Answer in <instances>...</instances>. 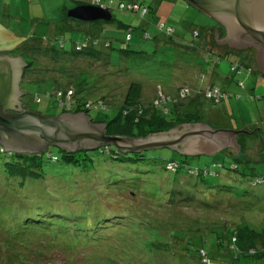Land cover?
<instances>
[{
    "label": "rangeland",
    "instance_id": "374dc122",
    "mask_svg": "<svg viewBox=\"0 0 264 264\" xmlns=\"http://www.w3.org/2000/svg\"><path fill=\"white\" fill-rule=\"evenodd\" d=\"M91 1L0 0V22L23 37L11 52L30 61L20 84L25 106L48 115L60 113L61 107L54 98L43 94L44 89L51 90L53 79L57 85L69 87L84 74L89 75L90 84L103 85L87 95L105 93L106 100L113 103H121L130 83L138 81L139 100L144 105L160 95L182 97L184 90L180 85L203 84L208 78L223 86L225 74L231 77L230 90L240 94V98L236 93L226 98L232 101L229 107L224 99L211 102L203 96L182 106L197 110L212 128L246 130L241 132L245 133L243 157L250 159L238 165L239 170L247 174L221 168L217 175L204 179L189 176V165L203 166L211 159H222L224 154L220 151L212 155L183 153L188 155L183 157L170 146H153L141 151L142 156L123 159L112 158L94 146L90 147L95 149L92 160L66 164L57 147L49 145L43 153L41 176L27 178L20 184L18 178L6 181L0 172V264H197L192 256L193 248L201 243L208 249L214 264H264V259L255 256H244L241 252L238 257L235 255L244 246V239L227 243L222 236L223 240L217 243L216 235L205 231L222 220L250 221L255 226L264 224V182L255 185L249 182L253 175L264 173V111L261 109L264 84L254 82L255 75L248 70L257 67L255 47L229 48L237 53L234 58L240 57L243 66L241 72H232L229 54L218 64L205 60L209 45L216 46L212 50L219 54L225 48L217 47L214 30L209 32L217 20L203 10L185 0H171L173 6L167 9V14H158L155 7L158 0H137L139 4L154 7L140 17L117 7L119 1L130 0H112V23L99 20L105 28L102 36L109 37L111 45L97 46L109 56L107 66L100 57L73 53V43L85 38L87 32L75 23L95 21L70 18L66 10ZM108 1L97 2L109 4ZM153 19L169 24L173 28L172 35L157 30ZM66 20L70 24L67 25ZM118 20L137 27L129 40L124 38V26H117ZM93 26L92 31L99 34L101 27ZM144 29L150 38L143 37ZM193 29L199 30V34L193 33ZM55 36L64 37L63 48L54 42ZM49 43L54 44L55 50H45ZM199 43L204 50L198 47ZM243 77L245 89L233 83ZM89 83H85L80 96L85 97L84 93L91 88ZM251 85L253 88L249 89ZM34 92L40 94V102L34 100ZM252 93L263 96L255 98ZM238 98L240 104L235 105ZM88 113L94 116L96 110L90 109ZM102 114L103 111H99V115ZM251 122L255 124L244 127ZM119 149L121 156L135 157L134 151ZM47 152L56 153L58 159L52 161ZM6 153L5 150L0 152L1 160ZM225 156V160L230 158L227 153ZM169 159L178 160L172 171L165 169ZM130 189L136 194L129 193ZM223 191H230L233 196L221 194ZM207 200H212L209 207L203 203ZM241 204L246 208L240 210ZM13 222L17 224L14 228L19 229L17 232H14ZM44 227L51 228L49 236L37 231L34 235L33 229ZM192 231H197L196 235ZM255 244H261V240Z\"/></svg>",
    "mask_w": 264,
    "mask_h": 264
},
{
    "label": "trees",
    "instance_id": "16d2710c",
    "mask_svg": "<svg viewBox=\"0 0 264 264\" xmlns=\"http://www.w3.org/2000/svg\"><path fill=\"white\" fill-rule=\"evenodd\" d=\"M91 2H94L92 0ZM109 4L105 3H100V4H105L106 6L110 7L112 0L108 1ZM138 3V1L135 0H130L126 3ZM123 4L120 6L119 4ZM126 3L123 1H119L117 4V7L119 9H125V10H130L132 12L137 13L140 17H144L147 12H149V7L147 4H142L138 9H134L132 6H126ZM141 7H145L146 11L142 12L140 9ZM155 12V10H154ZM158 14H163L160 12H157ZM167 14V13H165ZM114 19V16L112 14V18L110 20H94L95 23L99 24L101 27L100 33H93V34H87L85 38L82 40H77L73 43V53L74 54H87L89 56H97L100 57V61L103 62L102 59H105L106 64L108 66V58L109 56L106 55V53L103 52V50L97 48L98 45H102L103 47H109L111 45V41L109 37H104L102 34L105 32V28L102 24V22H99V20H102L103 22H111ZM152 24L156 26L157 30L160 32H163L166 35H172L173 33V28L169 26V24H166L163 21H158L157 19H153ZM218 24V23H217ZM215 24V25H217ZM214 25V26H215ZM125 28L126 33H125V40H129L132 36V31L134 28L136 29L137 27H134L130 24H126L120 20H118V25ZM145 30V29H144ZM223 31V30H221ZM193 33H196V35L199 34V30L193 29ZM222 35L224 34V31L221 33ZM150 34L145 30L144 31V38H150ZM63 36L54 37V42H58L60 47H64V41H63ZM46 39V37L44 38ZM215 41V40H214ZM85 44L81 48L77 47L80 46V44ZM50 44V43H49ZM215 44V43H214ZM53 43L45 47V50H53ZM216 45V44H215ZM224 45H220L217 47H223ZM210 49L207 48V51H205V60H212L213 64H218L223 58H226V54L230 55L229 58V68L232 72H236V68H240V71L242 70V65H241V59L234 58L232 57L233 55H237V53L232 52V51H225L222 50V53H214L212 45H209ZM227 49L225 46L223 47ZM216 49V48H215ZM55 50V49H54ZM220 52V51H219ZM232 52V54L230 53ZM232 55V56H231ZM217 58V59H216ZM27 63L30 64V61H27ZM28 64V65H29ZM238 65L242 67H238ZM231 66H234V69L231 68ZM224 74V73H223ZM248 74V73H247ZM203 77V76H202ZM220 78V76L218 75ZM85 78V82L83 79ZM224 78L230 79L231 77H227L224 74ZM92 79H95L92 77ZM55 79L52 80V88L51 90L49 88H45L43 94L49 98L52 97L55 99V101L58 103V105L61 107V111L64 110H70L73 112H79L83 111L87 115H89L88 111L90 109L96 110V114L94 116H90V120L92 122H104L105 123V131L109 134H122L125 136H142L144 137L146 131H154V130H163V129H168L176 126L179 123H185V122H205L202 120V117L199 115L197 110H188L185 108L184 105L185 103L192 102L196 100L199 96H203L210 100L211 102H219L222 99H226L229 97H232L235 95L230 89L225 88L223 86L218 85L213 79L208 78L203 84H198V83H191L190 85L184 84L180 85V89L184 90V95L182 97L178 96H173V95H165L162 96L160 95L157 99L153 98L151 102L147 105H144L141 103L139 100L140 96V90L141 86L138 83V81H132L130 85L128 86V89L126 91V94L122 100L121 103L117 102H111L109 100H106V95L105 93L94 95V96H88L89 94L94 93V89L102 87L103 85L98 86V84L94 83L93 85L90 84L89 80V75L84 74L76 81L74 84H72L69 87H61L60 85H57V81H54ZM201 80V79H200ZM214 82H213V81ZM37 81V80H35ZM47 81V80H46ZM88 81V82H87ZM84 83V84H83ZM85 83H89L90 89H88L84 94L85 97L80 96L81 92L85 88ZM236 86L239 88L245 87V79L244 77L242 79H237L236 82H233ZM73 85H75L73 87ZM84 85L83 87H81ZM65 88H68V90L65 91ZM208 89H211V92L215 94H208ZM71 91V92H69ZM88 94V95H87ZM251 95H254L253 93ZM259 96H255V98H260V94H256ZM39 96V100H36V97ZM87 96V97H86ZM236 96H240V94L236 93ZM34 100L36 102H40L42 100L40 94L38 92H34ZM62 102V103H61ZM171 102V105H168V103ZM66 103H69L68 107L65 108ZM113 111H111V110ZM197 109V107H195ZM37 111V110H35ZM99 111H103L102 115H99ZM40 113L44 114L42 111ZM58 114V113H57ZM256 127V126H255ZM255 129H258L256 127ZM249 135H252L254 133H247ZM245 133H239L236 137L237 143L239 145V151L236 152L234 148L225 146L219 149L216 152H223V158L220 159H211L210 162L207 164H204L203 166H188L189 169V176L197 177L200 179H204L205 177L208 176H215L218 174L219 169L221 168H226L227 170H239V165L238 163L240 161H244L245 159H250V158H245L244 159V153L243 150H245V145L243 141V136ZM111 144L114 143H101L98 146H96V149H99L100 152H104L109 154L110 157L112 158H123V159H128L132 158L135 159L138 156H142L140 154L141 151L145 149H139L134 151L133 153L135 154V157H131L129 154H123L122 156L120 155L121 150L119 148L111 146ZM56 146V145H55ZM57 150L60 151V158L64 160V163H76V161H82L84 163V160H92V151H94V148H78L76 150H65L59 146H56ZM49 146L40 151L36 152H20V151H12V150H6L4 146L0 143V152L7 151L6 157L4 160L0 159V172H2V176L5 177L6 181L13 179V178H18L20 184L25 183V179L27 178H32V177H39L41 176L42 172L40 171L42 169L41 165L43 163V153L47 151ZM94 149V150H93ZM147 149V148H146ZM124 152H127L124 150ZM129 152V151H128ZM214 152V153H216ZM182 153V152H180ZM213 153V154H214ZM228 154L230 158L228 157L227 160L225 154ZM183 154V153H182ZM203 153H196V154H188V155H199ZM186 154H183L184 156H188ZM204 155H212V154H204ZM47 157L51 159L52 161H56L58 159V156L54 152H47ZM224 159V160H223ZM184 161V160H182ZM225 161H229L227 164ZM246 161V160H245ZM175 162H178L176 159H169L166 160L165 163V169L172 171L171 168L174 166L173 164ZM241 175H246L247 173L243 170H239ZM187 174V173H186ZM249 182L252 185H255L257 183H262L264 182V173L263 174H257L253 175L252 178L249 179ZM31 186V185H30ZM225 189V188H221ZM228 190V189H226ZM132 195L136 194L135 190L130 189V192ZM221 194H227L230 196H233L230 194V191H223ZM214 199V197H213ZM212 199V200H213ZM205 202L203 201L205 206H210L211 201ZM66 201V200H64ZM240 210L245 209V205L241 204L240 205ZM64 208V207H63ZM14 223V222H13ZM229 223V225L227 224ZM227 224V225H225ZM14 225V226H13ZM13 225H10L11 227L13 226L14 232H17L19 229L14 228L17 226L16 223ZM219 225V227H217ZM192 226V225H189ZM226 227V228H225ZM197 231L199 227H196ZM225 228V231L223 229ZM50 227H44L41 230L40 229H33L35 232L34 235L37 232H40L44 236H49L48 234L52 232ZM5 230V229H4ZM196 230V229H195ZM8 231V230H6ZM75 230H73L74 232ZM196 232H193L196 235ZM211 233H214L216 235L217 243L221 242L223 240L222 236L225 237L227 240V243H230L231 241L236 242L238 240L244 239V246L242 247L241 250L238 249V251L235 253L237 255L239 252L242 254L247 255V256H255L259 259H264V224H260L255 226L252 222L250 221H241L240 223L234 222H226L225 220L218 221V223L215 226H210L208 230ZM193 234V235H194ZM202 236L200 235L199 240L202 241ZM260 238V239H259ZM261 240V244H255L256 241ZM186 249V248H185ZM188 250V251H187ZM186 251L189 253L190 248L187 247ZM252 251L253 253H250ZM194 254L192 256L195 258L200 264H214L215 262L212 261V257L209 255L208 249L205 248V246L202 245V243L197 247L193 248ZM235 256V257H236Z\"/></svg>",
    "mask_w": 264,
    "mask_h": 264
},
{
    "label": "water",
    "instance_id": "95a60500",
    "mask_svg": "<svg viewBox=\"0 0 264 264\" xmlns=\"http://www.w3.org/2000/svg\"><path fill=\"white\" fill-rule=\"evenodd\" d=\"M217 20L225 34L215 40L235 47L252 45L256 62L264 70V0H185ZM66 16L82 21L110 20V7L81 2L66 10ZM23 37L12 33L0 22V49H9ZM21 56L0 55V143L6 150L36 152L56 145L65 150L114 143L122 150L136 151L153 146H170L182 153L213 154L230 146L238 152L236 137L245 129L212 128L206 122H185L163 130L146 131L142 136L106 134L104 122H92L83 111L64 110L55 115L23 108L18 98L24 91L20 84Z\"/></svg>",
    "mask_w": 264,
    "mask_h": 264
},
{
    "label": "crops",
    "instance_id": "0c3cea01",
    "mask_svg": "<svg viewBox=\"0 0 264 264\" xmlns=\"http://www.w3.org/2000/svg\"><path fill=\"white\" fill-rule=\"evenodd\" d=\"M135 1H137V0H135ZM111 4H112V2H111ZM176 4V3H175ZM166 5L168 6V7H170V8H167L166 7ZM147 6L149 7V9H154V7H152V5L151 4H147ZM172 6H173V3H172V1L171 0H158L157 2H156V4H155V7H156V10H157V12H160L161 11V13H167V9H171L172 8ZM65 22H67V25L68 24H70V21H68V20H66ZM76 24V26L78 27V28H80V29H83V30H85V29H87V32H86V35L87 34H93V33H95L94 32V30L92 31V28L94 27L93 25H97L98 27L100 26L99 24H97V23H89V22H84V23H75ZM216 26V25H215ZM212 30H214V26H211L210 28H209V32H211ZM225 31V30H224ZM208 40V39H207ZM206 40V41H207ZM199 42V41H198ZM223 43V42H222ZM225 44V45H224ZM222 45H224L225 47L227 46V48L228 49H223V50H225V51H228L229 50V48L230 47H233V48H239V47H235V46H233V45H230V44H228V43H226V41H224V43L222 44ZM223 46V47H224ZM198 47L201 49H203L204 50V47L199 43L198 44ZM200 51V50H199ZM229 51H231V50H229ZM233 51V50H232ZM201 52V51H200ZM234 52V51H233ZM231 54H232V52H230ZM235 53V52H234ZM232 56V55H231ZM235 56H237L236 54H235ZM228 57L230 58V55H228ZM232 57H234V55L232 56ZM257 63V62H256ZM249 70V73L250 74H253V75H255V78H254V82H259V83H261V84H264V70H261V69H259V67H258V64H257V67L256 68H251V69H248ZM228 77V76H227ZM213 81V80H212ZM229 81V79H225V80H223V87H225V88H228V89H231V88H229L231 85V82H228ZM214 82V81H213ZM253 82V83H254ZM192 83H194V82H192ZM229 83V85H227ZM246 85V84H245ZM254 86H255V84H254ZM239 88V87H238ZM244 88V87H243ZM248 88L250 89H252L253 88V85H251V86H248ZM245 89V88H244ZM232 91V90H231ZM261 95V97L263 96L262 94H260ZM239 97V96H238ZM240 98V97H239ZM239 98L238 99H236L234 102H235V105H238V104H240V101H239ZM227 99H224V103H226L227 105H228V107L231 105V103H232V101H230V100H227ZM263 104H264V102H263ZM263 111H264V106L261 108ZM252 124H255V123H253V122H251V123H247V124H245L244 125V127L245 126H249V125H252Z\"/></svg>",
    "mask_w": 264,
    "mask_h": 264
},
{
    "label": "flooded vegetation",
    "instance_id": "af4514ba",
    "mask_svg": "<svg viewBox=\"0 0 264 264\" xmlns=\"http://www.w3.org/2000/svg\"><path fill=\"white\" fill-rule=\"evenodd\" d=\"M221 30H223L224 31V28L220 25V24H217L216 26H214V34H219V37L217 36V38L219 39V38H221L222 36H224V34H225V31H224V34L222 35V34H220V33H222L223 31H221ZM13 34H15V33H13ZM16 35V34H15ZM17 36H20V35H17ZM23 36V35H22ZM214 39H215V37H214ZM17 42H19V41H17ZM16 42V43H17ZM16 43L11 47V48H9V49H0V55H3V54H10V55H17V56H19L18 54H15V52H14V54L11 52V51H13V50H15L16 49ZM215 43L216 44H218V45H221V44H223L224 43V41H223V43L221 42V43H218L216 40H215ZM226 43H228V42H226ZM229 44V43H228ZM255 56H256V52H255ZM26 61V60H25ZM28 65V64H27ZM27 65H25L24 67H23V71H24V69L26 68V66ZM22 82V81H21ZM24 95V94H23ZM23 95H19L18 96V98L20 99V100H22V96ZM23 108H27V109H29L28 107H26L25 106V104L23 103V106H22Z\"/></svg>",
    "mask_w": 264,
    "mask_h": 264
},
{
    "label": "built area",
    "instance_id": "2783aa9c",
    "mask_svg": "<svg viewBox=\"0 0 264 264\" xmlns=\"http://www.w3.org/2000/svg\"><path fill=\"white\" fill-rule=\"evenodd\" d=\"M98 0H94V2L93 3H99V2H97ZM103 5H105V4H103ZM120 6H122L123 4H119ZM106 6V5H105ZM126 6H132L134 9H138L139 8V4H137V3H134V2H129V3H126ZM142 12H145L146 11V8L145 7H141V9H140ZM45 38V37H44ZM85 44H80V46H77V47H79V48H81L82 46H84ZM217 59V58H216ZM238 67H241V65L239 66L238 65ZM231 68L232 69H234V66H231ZM236 70H237V72H239L240 71V68H236ZM70 92V91H69ZM208 94H215V92L214 93H212L211 92V89H208ZM184 95V94H183ZM36 100H39V96H37L36 97ZM62 103V102H61ZM69 103H66V105H65V108L66 107H68L69 105H68Z\"/></svg>",
    "mask_w": 264,
    "mask_h": 264
}]
</instances>
